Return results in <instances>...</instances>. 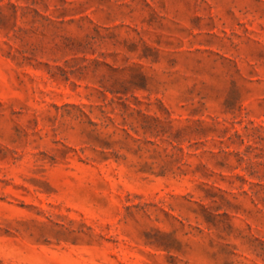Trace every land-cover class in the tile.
<instances>
[{
  "label": "rangeland",
  "instance_id": "374dc122",
  "mask_svg": "<svg viewBox=\"0 0 264 264\" xmlns=\"http://www.w3.org/2000/svg\"><path fill=\"white\" fill-rule=\"evenodd\" d=\"M0 264H264V0H0Z\"/></svg>",
  "mask_w": 264,
  "mask_h": 264
}]
</instances>
